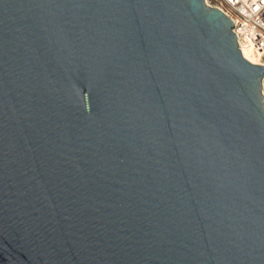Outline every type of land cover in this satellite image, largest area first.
<instances>
[{
  "label": "water",
  "instance_id": "obj_1",
  "mask_svg": "<svg viewBox=\"0 0 264 264\" xmlns=\"http://www.w3.org/2000/svg\"><path fill=\"white\" fill-rule=\"evenodd\" d=\"M206 0H0V264H264V65Z\"/></svg>",
  "mask_w": 264,
  "mask_h": 264
},
{
  "label": "built area",
  "instance_id": "obj_2",
  "mask_svg": "<svg viewBox=\"0 0 264 264\" xmlns=\"http://www.w3.org/2000/svg\"><path fill=\"white\" fill-rule=\"evenodd\" d=\"M206 3L232 19L243 55L245 49L250 50L255 61L244 56L252 63L264 65V0H206Z\"/></svg>",
  "mask_w": 264,
  "mask_h": 264
},
{
  "label": "bare ground",
  "instance_id": "obj_3",
  "mask_svg": "<svg viewBox=\"0 0 264 264\" xmlns=\"http://www.w3.org/2000/svg\"><path fill=\"white\" fill-rule=\"evenodd\" d=\"M244 55H245L247 58H249V59L255 61V59L251 56V52H250V50H246V49H245V51H244Z\"/></svg>",
  "mask_w": 264,
  "mask_h": 264
}]
</instances>
